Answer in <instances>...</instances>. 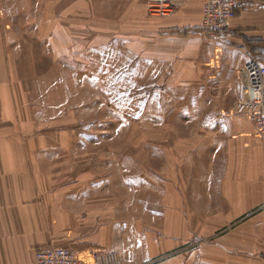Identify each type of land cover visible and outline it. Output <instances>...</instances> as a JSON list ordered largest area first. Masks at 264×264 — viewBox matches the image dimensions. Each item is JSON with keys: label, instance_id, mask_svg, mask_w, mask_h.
Here are the masks:
<instances>
[{"label": "crops", "instance_id": "0c3cea01", "mask_svg": "<svg viewBox=\"0 0 264 264\" xmlns=\"http://www.w3.org/2000/svg\"><path fill=\"white\" fill-rule=\"evenodd\" d=\"M10 1L0 0V264H34L35 252L50 248H69L87 264L94 251L139 264L188 245L194 248L183 264L187 257L198 264H264L263 147L253 125L233 114L245 95L248 57L264 65V0H237L234 20L214 42L200 36L204 0H184L166 17H148L146 0H130L124 9L139 13L135 43L108 26L81 43L76 28L47 18L79 14L80 2L65 12L54 2L44 9L34 45L68 78L37 69L42 57L33 54V41L17 40ZM115 45L132 48L135 60L158 65L184 87L198 86L200 110L210 120L197 153L184 152L183 171H176L175 157L167 171L129 169L120 160L116 169L111 159L97 165V143L108 133L95 128H110L112 119L84 123L77 112L111 108L110 100L96 99L111 90L97 89L100 73L85 67ZM50 76L55 88L42 87ZM67 84L79 100L65 109ZM143 215L158 225L155 238L139 226Z\"/></svg>", "mask_w": 264, "mask_h": 264}, {"label": "rangeland", "instance_id": "374dc122", "mask_svg": "<svg viewBox=\"0 0 264 264\" xmlns=\"http://www.w3.org/2000/svg\"><path fill=\"white\" fill-rule=\"evenodd\" d=\"M78 1L79 14L75 9L72 16L53 15L47 18L62 19L69 28H74V31L76 28L81 43L92 40L98 33L95 30L105 26L112 30L111 33L124 35L122 38L128 39L131 43L139 42V13L130 14L128 8L124 9L125 4L128 6L130 0H11L10 3L15 5L10 10L9 22L14 24L17 40L33 41V54H36L37 60H40L41 50L34 45V41L39 34L40 23L45 18L44 9L53 8L52 4L57 2L58 12L60 9L65 12ZM145 6L148 17L156 15L166 17L172 14L166 11V15H162L156 10H150L146 1ZM131 49L115 45L105 52L97 51L94 63L85 67V70L90 69L100 73L96 81L97 89H106V92L111 90L110 96L96 95L97 102L110 100V109L77 112L80 121L84 123L94 121L99 125L104 119L107 120L109 117L112 119L110 128L103 129L98 126L95 128L97 135H104L105 131L108 133L106 139L97 143V155L101 158L97 159V165L111 159L116 169L118 166L115 161L120 160L119 162L126 161L129 169L137 167L139 171H167L169 158L171 160L175 157L176 171H183L184 152L197 153L195 147L198 148L201 137L206 136L205 131L208 129L206 122L210 120L207 113L200 110L198 86H194V89L184 87L181 84L182 80H174L167 70L162 68L158 70V65L137 61L139 58L137 59ZM36 67L38 70H45L48 67V71H52L56 77L64 74V77L68 78L67 75L70 73L60 65L51 63L50 58L45 62V58L42 57ZM80 70L83 71L82 68ZM54 76H50L47 81H41L42 87L55 88L57 80L53 79ZM66 81L71 83V80ZM70 88V85H65V109L72 107L79 100L77 96L72 95ZM80 99L85 103L88 101L87 96H81ZM89 106L91 107V104ZM47 114L51 115V110ZM124 120L132 123L124 126L126 123ZM119 121H124L122 127H119ZM197 167L198 159L195 160L193 169L196 170ZM148 194L155 195L151 192ZM141 219L143 222L139 226L143 232L145 234L148 232L147 235L155 238L158 225L151 222L149 215H143ZM192 248L194 246L188 245L186 248L180 246L170 252L153 255L146 262L140 259L139 264H169L172 261H175V264H183L185 252ZM187 260L188 257L187 264H198Z\"/></svg>", "mask_w": 264, "mask_h": 264}, {"label": "built area", "instance_id": "2783aa9c", "mask_svg": "<svg viewBox=\"0 0 264 264\" xmlns=\"http://www.w3.org/2000/svg\"><path fill=\"white\" fill-rule=\"evenodd\" d=\"M184 4V0H146L147 8L162 15L173 13ZM237 0H204L201 11L200 36L202 40L214 42L220 31L228 28L236 16ZM245 95L235 106L234 115L244 117L255 129L263 147L264 162V65L249 56L243 67ZM88 259L91 264H123L112 251H94ZM34 264H87L69 248L38 249Z\"/></svg>", "mask_w": 264, "mask_h": 264}]
</instances>
